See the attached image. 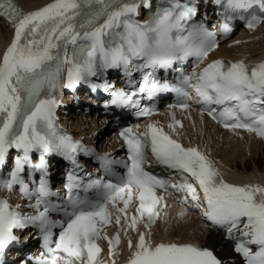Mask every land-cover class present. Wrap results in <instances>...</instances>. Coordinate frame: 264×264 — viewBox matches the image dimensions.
<instances>
[{"label": "snow or ice", "instance_id": "obj_1", "mask_svg": "<svg viewBox=\"0 0 264 264\" xmlns=\"http://www.w3.org/2000/svg\"><path fill=\"white\" fill-rule=\"evenodd\" d=\"M142 6L147 19H138ZM202 7L215 9V23ZM0 19L13 29L0 53V192L10 194L0 195V264L13 249L12 264H116L122 239L123 264H226L197 242L154 239L169 191L184 205L177 215L190 208L232 241L231 264H264V182L226 181L206 151L181 143L172 111L196 104L237 135L264 139V59L208 60L234 22H264V0H159L154 11L151 0H50L33 10L0 0ZM81 84L101 93L106 109L136 117L151 116L156 99L174 93L167 130L156 120L142 130L126 124L113 133L125 155L98 151L57 122L60 91ZM81 156L99 168L89 172ZM55 157L67 163L59 189L51 184ZM30 239L39 252H23Z\"/></svg>", "mask_w": 264, "mask_h": 264}, {"label": "bare ground", "instance_id": "obj_2", "mask_svg": "<svg viewBox=\"0 0 264 264\" xmlns=\"http://www.w3.org/2000/svg\"><path fill=\"white\" fill-rule=\"evenodd\" d=\"M18 2L26 10H33L50 0H18ZM212 14L213 10L209 8L207 16ZM12 34L13 29L10 23L0 20V53L10 42ZM229 44L231 46H220L213 56H224L234 60L244 59L246 62L261 60L264 58V22L255 31H240V33L234 34ZM63 117L64 122L68 125L71 124L69 130L74 128L76 135L87 137L91 132L97 130L95 137L99 140L98 142L102 143L99 134L104 127L102 125L103 118L100 121L94 116L90 120L80 119L73 111H67ZM152 119L161 121L162 115ZM163 119L165 121V118ZM177 130L180 134L179 139L184 145L199 146L217 162L226 181L233 183L264 182V143L250 133L240 131V135H237L233 131H221L196 112H192L184 119V127ZM168 204L170 206L166 209L167 219H158L155 226L152 227L153 237L156 241L161 239L165 241H194L212 248L218 256L225 259L226 264L229 263V259H234V254L231 251L232 245L224 238L222 232L205 227L204 222L189 217L187 213L184 216L177 215L183 207H176L175 200L169 201ZM126 256V242L122 239L121 245L118 246L116 263L124 261Z\"/></svg>", "mask_w": 264, "mask_h": 264}]
</instances>
